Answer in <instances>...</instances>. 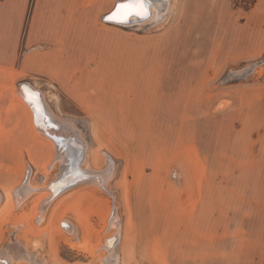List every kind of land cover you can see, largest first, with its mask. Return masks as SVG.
Segmentation results:
<instances>
[{
	"label": "rangeland",
	"instance_id": "rangeland-1",
	"mask_svg": "<svg viewBox=\"0 0 264 264\" xmlns=\"http://www.w3.org/2000/svg\"><path fill=\"white\" fill-rule=\"evenodd\" d=\"M119 1L0 16V264H264V5L152 0L122 25ZM58 134L105 185L47 200Z\"/></svg>",
	"mask_w": 264,
	"mask_h": 264
},
{
	"label": "bare ground",
	"instance_id": "bare-ground-1",
	"mask_svg": "<svg viewBox=\"0 0 264 264\" xmlns=\"http://www.w3.org/2000/svg\"><path fill=\"white\" fill-rule=\"evenodd\" d=\"M148 1V0H147ZM166 1V0H165ZM127 2L126 0H120L118 2L116 6H118L119 4L121 3H125ZM151 3V4H149ZM152 0L151 2L148 1L147 2V6H148V15L146 17H130L127 21H120L118 19H107L108 16H110L115 10V7L112 9V13L110 15H108L109 13H107L106 15H108L106 17V20L109 21V22H115V23H119V24H122V25H127L129 24V20L131 22H134V21H139V20H143V19H146L150 14L151 12L153 11L154 8H152ZM164 3V2H163ZM157 5V4H156ZM160 5V4H159ZM162 5V4H161ZM167 5V4H166ZM166 8V7H165ZM161 9V7H160ZM27 88V87H26ZM46 118V117H45ZM59 119V118H58ZM49 122V121H48ZM52 123V122H51ZM58 123V122H57ZM48 124V123H47ZM46 124V125H47ZM69 124V123H68ZM48 126V125H47ZM49 127V126H48ZM53 128V127H52ZM57 128V127H56ZM66 129V128H65ZM64 131V130H63ZM62 132V131H61ZM60 132V133H61ZM71 132V131H70ZM49 134H55V133H52L51 131L48 132ZM57 133V132H56ZM66 133V132H65ZM56 138V137H55ZM56 142L58 143L59 145V142L61 143L60 145L63 146V150H66L64 152H59V154H57L59 157V159H62L63 161H65V168H64V172L59 176V178L57 180H55L51 186L49 187L50 190H51V195L48 197V201L54 199L55 196L59 195L60 192L62 193V187H59V185L62 183L61 180L62 178H71L70 176H76L77 174H81L83 176V181H102L101 182V185H105V181H106V176L109 174V169H105V170H100V171H95V170H91L89 169L87 166L83 167L82 163L84 162V156L86 154V151H84V146L86 147L85 143L83 142H80V140L75 136V135H66L64 138H61L60 135L58 134L57 135V138L55 139ZM60 140V141H59ZM59 145V146H60ZM64 146H66L64 148ZM86 149V148H85ZM59 150V149H58ZM62 150V151H63ZM84 151V152H83ZM84 153L83 157L81 156V153ZM82 153V154H83ZM63 163V164H64ZM62 164V165H63ZM71 168V169H70ZM97 172V173H96ZM110 176V175H109ZM108 179V178H107ZM100 180V181H99ZM99 184V183H98ZM80 185V184H79ZM50 207V206H49ZM117 238V237H116ZM113 238L111 239V237L109 239H107V242H106V245L108 246H112V242L115 241L113 240ZM116 243V241H115ZM108 248V247H107ZM114 258V257H113ZM110 259V258H109ZM111 259H112V256H111ZM7 261V260H6ZM114 262V261H113ZM13 263V262H12ZM109 264V261L107 262ZM106 263V264H107Z\"/></svg>",
	"mask_w": 264,
	"mask_h": 264
},
{
	"label": "snow or ice",
	"instance_id": "snow-or-ice-1",
	"mask_svg": "<svg viewBox=\"0 0 264 264\" xmlns=\"http://www.w3.org/2000/svg\"><path fill=\"white\" fill-rule=\"evenodd\" d=\"M148 15L147 0H127L119 4L115 11L107 19H118L122 22L127 21L130 17H146ZM27 98L35 102L37 94L30 90H25Z\"/></svg>",
	"mask_w": 264,
	"mask_h": 264
},
{
	"label": "crops",
	"instance_id": "crops-1",
	"mask_svg": "<svg viewBox=\"0 0 264 264\" xmlns=\"http://www.w3.org/2000/svg\"><path fill=\"white\" fill-rule=\"evenodd\" d=\"M28 1L29 0H4V1H2L0 3V9H1L0 16H1L2 12L4 11V9L7 8L8 3H11L14 6H16V8L15 7L14 8L18 10V15H19L20 14V9H24V7H26V5L28 4ZM259 3H261L262 5H264V0H258L257 4H259ZM11 7L12 6H8V8L12 9ZM7 15H9L10 18H12L14 20L13 23H16L17 20H18V18L20 17V16L18 17L16 10H12L9 13L7 12ZM10 18H8V19H10ZM0 19H2V18L0 17ZM17 23H18V28H16V31H18V29H19V25H20L19 20H18ZM3 24H4V22L2 23V25ZM67 24H68V21H64V22L60 23V29L58 30V32H59L60 35L58 37H60L59 39H61V40H62L63 34L66 32V25ZM1 32L3 34H5V29L3 27L0 28V33Z\"/></svg>",
	"mask_w": 264,
	"mask_h": 264
},
{
	"label": "water",
	"instance_id": "water-1",
	"mask_svg": "<svg viewBox=\"0 0 264 264\" xmlns=\"http://www.w3.org/2000/svg\"><path fill=\"white\" fill-rule=\"evenodd\" d=\"M127 1V0H126ZM148 1H150L151 2V0H148ZM147 1V2H148ZM149 4H151V3H149ZM117 7V6H116ZM116 7H115V9H116ZM114 9V10H115ZM112 13V12H111ZM111 13H109L108 15H110ZM108 15H106V17L108 16ZM129 23H132L130 20L128 21ZM78 176H80V174H77L75 177L73 176H70L71 178H62L61 180H59V181H61L62 183L59 185V187H62V188H64V187H66V186H69L70 184H72L71 183V181L73 182V179L74 178H78ZM81 178H83V176L81 177Z\"/></svg>",
	"mask_w": 264,
	"mask_h": 264
},
{
	"label": "trees",
	"instance_id": "trees-1",
	"mask_svg": "<svg viewBox=\"0 0 264 264\" xmlns=\"http://www.w3.org/2000/svg\"><path fill=\"white\" fill-rule=\"evenodd\" d=\"M257 0H252L251 1V6L254 7V5L256 4Z\"/></svg>",
	"mask_w": 264,
	"mask_h": 264
}]
</instances>
